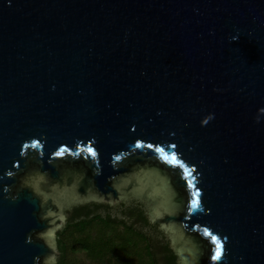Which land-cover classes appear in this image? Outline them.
Returning <instances> with one entry per match:
<instances>
[{"label":"water","instance_id":"1","mask_svg":"<svg viewBox=\"0 0 264 264\" xmlns=\"http://www.w3.org/2000/svg\"><path fill=\"white\" fill-rule=\"evenodd\" d=\"M130 200L178 264H264V0H0V264Z\"/></svg>","mask_w":264,"mask_h":264},{"label":"trees","instance_id":"2","mask_svg":"<svg viewBox=\"0 0 264 264\" xmlns=\"http://www.w3.org/2000/svg\"><path fill=\"white\" fill-rule=\"evenodd\" d=\"M138 226L159 231L140 202L76 204L56 231L55 264H178L168 239L153 241Z\"/></svg>","mask_w":264,"mask_h":264},{"label":"snow or ice","instance_id":"3","mask_svg":"<svg viewBox=\"0 0 264 264\" xmlns=\"http://www.w3.org/2000/svg\"><path fill=\"white\" fill-rule=\"evenodd\" d=\"M34 143H39V141H34ZM134 146H135V147H143V146H144V144H143V140H141V139H137V140H136V143H135ZM171 147H172L173 149H175V148H176V145H172ZM147 148H149V149H153V148H154V149H155V152L161 154V156L163 157L164 161H168V162L173 163V164H179V163H180V161L177 160L176 157H175L174 155L170 158L169 155L167 154V152L165 151L164 148L156 147V146H155V142H153V143H148V144H147ZM64 151H65V149L62 147V148H60L59 151H55V152H53V155L60 156V155L63 154ZM88 151H89L92 155H96V152H95V150H94L93 148H89ZM116 159L119 160L120 157L117 156ZM185 171H187V169H185ZM193 195H195V193H193ZM191 203H192V207H193V208L197 207V201H196L195 199H193V200L191 201ZM190 210H191V209H190ZM207 231H208V230L205 229V232H207ZM213 239L217 241V246H216V252H215V255H211V259H212V260H217V259H220V256H219V247H218V245H220V241H219L216 237H213Z\"/></svg>","mask_w":264,"mask_h":264},{"label":"rangeland","instance_id":"4","mask_svg":"<svg viewBox=\"0 0 264 264\" xmlns=\"http://www.w3.org/2000/svg\"><path fill=\"white\" fill-rule=\"evenodd\" d=\"M122 202L117 203L116 205L121 204ZM125 204H127L128 202L124 201ZM114 205V206H116ZM117 210V209H116ZM115 212V211H114ZM128 222H131V219H127ZM139 228H141L144 232L151 234V237L153 238V241H161L162 239H168L169 241L171 240V236L169 234V231L162 228V227H158L159 231L153 232L152 230H149L145 227H141L138 226ZM177 253V252H176ZM178 257H180L179 252L177 253Z\"/></svg>","mask_w":264,"mask_h":264},{"label":"clouds","instance_id":"5","mask_svg":"<svg viewBox=\"0 0 264 264\" xmlns=\"http://www.w3.org/2000/svg\"><path fill=\"white\" fill-rule=\"evenodd\" d=\"M207 122H208V120H204L203 121V123L204 124H207ZM9 174H11V173H9ZM29 239H30V237H29ZM225 239H226V237H225ZM216 252V251H215ZM215 255V254H214ZM219 256L221 257L222 256V246L219 248ZM217 260H219V259H217ZM217 260H213V261H217Z\"/></svg>","mask_w":264,"mask_h":264},{"label":"flooded vegetation","instance_id":"6","mask_svg":"<svg viewBox=\"0 0 264 264\" xmlns=\"http://www.w3.org/2000/svg\"><path fill=\"white\" fill-rule=\"evenodd\" d=\"M71 212V211H70ZM70 216V215H69ZM67 219V218H66ZM66 221V220H65Z\"/></svg>","mask_w":264,"mask_h":264}]
</instances>
